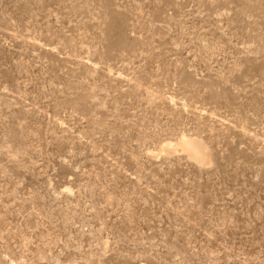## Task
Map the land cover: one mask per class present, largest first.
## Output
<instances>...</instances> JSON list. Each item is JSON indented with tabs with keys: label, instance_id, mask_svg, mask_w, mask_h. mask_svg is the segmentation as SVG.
Instances as JSON below:
<instances>
[{
	"label": "rangeland",
	"instance_id": "rangeland-1",
	"mask_svg": "<svg viewBox=\"0 0 264 264\" xmlns=\"http://www.w3.org/2000/svg\"><path fill=\"white\" fill-rule=\"evenodd\" d=\"M0 264H264V0H0Z\"/></svg>",
	"mask_w": 264,
	"mask_h": 264
},
{
	"label": "bare ground",
	"instance_id": "bare-ground-1",
	"mask_svg": "<svg viewBox=\"0 0 264 264\" xmlns=\"http://www.w3.org/2000/svg\"><path fill=\"white\" fill-rule=\"evenodd\" d=\"M180 147L186 154L200 164H208L211 160L207 145L197 136L181 135L174 143L164 142L160 151L172 152Z\"/></svg>",
	"mask_w": 264,
	"mask_h": 264
}]
</instances>
